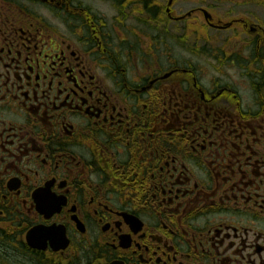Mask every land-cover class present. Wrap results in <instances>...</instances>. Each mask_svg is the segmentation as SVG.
<instances>
[{
	"label": "flooded vegetation",
	"instance_id": "flooded-vegetation-1",
	"mask_svg": "<svg viewBox=\"0 0 264 264\" xmlns=\"http://www.w3.org/2000/svg\"><path fill=\"white\" fill-rule=\"evenodd\" d=\"M0 264H264V0H0Z\"/></svg>",
	"mask_w": 264,
	"mask_h": 264
},
{
	"label": "rangeland",
	"instance_id": "rangeland-1",
	"mask_svg": "<svg viewBox=\"0 0 264 264\" xmlns=\"http://www.w3.org/2000/svg\"><path fill=\"white\" fill-rule=\"evenodd\" d=\"M180 47L174 43L173 44V52L178 53V55H180ZM211 63L208 62L207 59H204V61L202 62V70L204 71V76L206 77H210V76H213V75H218L212 68H211ZM218 76H223V77H230L231 76V71L229 68H224V67H221L220 68V72H219V75Z\"/></svg>",
	"mask_w": 264,
	"mask_h": 264
}]
</instances>
